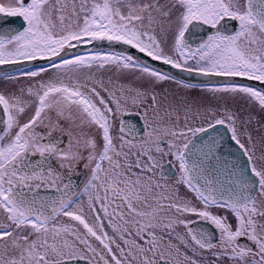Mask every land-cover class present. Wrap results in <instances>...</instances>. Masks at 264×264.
I'll use <instances>...</instances> for the list:
<instances>
[{
    "label": "snow or ice",
    "instance_id": "obj_1",
    "mask_svg": "<svg viewBox=\"0 0 264 264\" xmlns=\"http://www.w3.org/2000/svg\"><path fill=\"white\" fill-rule=\"evenodd\" d=\"M0 20V264H264V0Z\"/></svg>",
    "mask_w": 264,
    "mask_h": 264
},
{
    "label": "flooded vegetation",
    "instance_id": "obj_2",
    "mask_svg": "<svg viewBox=\"0 0 264 264\" xmlns=\"http://www.w3.org/2000/svg\"><path fill=\"white\" fill-rule=\"evenodd\" d=\"M19 22H20V18H8L7 24H4V26L10 25V26L15 27V26L19 25ZM0 23H3V21L0 20ZM81 51H84V50L81 49ZM25 67H30V65H25ZM8 70H10V66H0V71H8ZM170 84H174V83H165V85L168 86L169 90L171 89ZM3 87H5V85L2 82H0V88H3ZM191 94H194L195 96H199L200 92H199V90H192ZM241 106H242V102H241ZM262 118H264V116H262ZM55 119L56 118L53 117V121H55ZM127 119H134V120L138 121L139 117H127ZM61 123L64 127L68 126L67 122L62 121ZM53 134L56 135L57 133L54 132ZM65 143H67V138H65Z\"/></svg>",
    "mask_w": 264,
    "mask_h": 264
},
{
    "label": "water",
    "instance_id": "obj_3",
    "mask_svg": "<svg viewBox=\"0 0 264 264\" xmlns=\"http://www.w3.org/2000/svg\"><path fill=\"white\" fill-rule=\"evenodd\" d=\"M82 50H84V49H82ZM133 52H135V50H133ZM154 63H155L156 66L162 67L164 70L170 71L174 75H178V76H180L182 78L191 79L193 82H198V80L204 79L202 77L201 78L190 77L189 74H187V73H180L179 70H177V69H171L169 66L161 65L159 62H154Z\"/></svg>",
    "mask_w": 264,
    "mask_h": 264
},
{
    "label": "rangeland",
    "instance_id": "obj_4",
    "mask_svg": "<svg viewBox=\"0 0 264 264\" xmlns=\"http://www.w3.org/2000/svg\"><path fill=\"white\" fill-rule=\"evenodd\" d=\"M171 85V89L169 90L168 86L165 84L160 85L161 88H165L168 89L169 91H177V86L175 84H170ZM192 96H195L194 94H191Z\"/></svg>",
    "mask_w": 264,
    "mask_h": 264
}]
</instances>
